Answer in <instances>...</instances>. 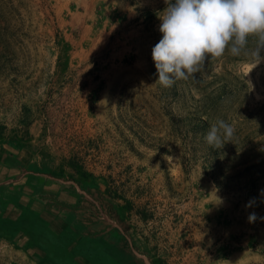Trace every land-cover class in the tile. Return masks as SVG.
Listing matches in <instances>:
<instances>
[{
  "label": "rangeland",
  "instance_id": "1",
  "mask_svg": "<svg viewBox=\"0 0 264 264\" xmlns=\"http://www.w3.org/2000/svg\"><path fill=\"white\" fill-rule=\"evenodd\" d=\"M165 7L0 0V144L80 189L56 205L64 231L31 245L0 232V264H264V61L226 51L161 86ZM218 120L235 134L209 152Z\"/></svg>",
  "mask_w": 264,
  "mask_h": 264
},
{
  "label": "clouds",
  "instance_id": "2",
  "mask_svg": "<svg viewBox=\"0 0 264 264\" xmlns=\"http://www.w3.org/2000/svg\"><path fill=\"white\" fill-rule=\"evenodd\" d=\"M158 15L159 42L152 59L161 86L187 80L199 72L206 60L220 59L227 51L234 57L250 58L254 67L264 61V0H164ZM249 38L254 46L249 48ZM235 129L224 120L210 126L205 142L222 148L232 142ZM264 193V190H262ZM254 199L246 207H250ZM249 222L256 214H249Z\"/></svg>",
  "mask_w": 264,
  "mask_h": 264
},
{
  "label": "crops",
  "instance_id": "3",
  "mask_svg": "<svg viewBox=\"0 0 264 264\" xmlns=\"http://www.w3.org/2000/svg\"><path fill=\"white\" fill-rule=\"evenodd\" d=\"M55 169L56 165L41 163L24 146L6 149L0 144V219L15 228L0 232L11 243L31 245L38 235L64 231L72 220L69 213H58L56 205L66 204L71 211L80 189L69 185L72 180L57 177Z\"/></svg>",
  "mask_w": 264,
  "mask_h": 264
},
{
  "label": "trees",
  "instance_id": "4",
  "mask_svg": "<svg viewBox=\"0 0 264 264\" xmlns=\"http://www.w3.org/2000/svg\"><path fill=\"white\" fill-rule=\"evenodd\" d=\"M203 127V125L202 124H198V125H196V127ZM207 146H208V150H209V152H214V151H216L217 150V148H213V147H211V146H209L208 144H207ZM15 228H11L10 226L9 227H6L5 225H4V222H3V220H1L0 219V230H5V231H7V232H14L15 230H14ZM39 232H41L39 229H38V234H39ZM49 233V232H48ZM47 233V234H48ZM35 240V239H34ZM152 264H160V260H159V258H155L154 260H152Z\"/></svg>",
  "mask_w": 264,
  "mask_h": 264
}]
</instances>
